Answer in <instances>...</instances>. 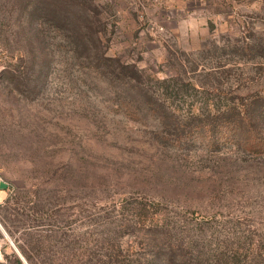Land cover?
<instances>
[{"label": "rangeland", "instance_id": "374dc122", "mask_svg": "<svg viewBox=\"0 0 264 264\" xmlns=\"http://www.w3.org/2000/svg\"><path fill=\"white\" fill-rule=\"evenodd\" d=\"M0 177L25 264H264V0H0Z\"/></svg>", "mask_w": 264, "mask_h": 264}, {"label": "crops", "instance_id": "0c3cea01", "mask_svg": "<svg viewBox=\"0 0 264 264\" xmlns=\"http://www.w3.org/2000/svg\"><path fill=\"white\" fill-rule=\"evenodd\" d=\"M8 195V188L0 177V205H2L7 200ZM9 241L10 236L6 232V229L0 220V264H6L7 260L12 257V254H15L14 256L18 258L21 264H23L25 262V258L16 247L14 248L9 246Z\"/></svg>", "mask_w": 264, "mask_h": 264}]
</instances>
